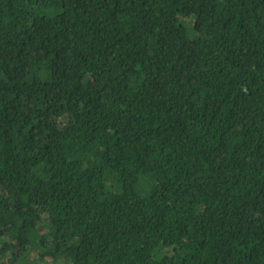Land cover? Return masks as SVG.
Returning <instances> with one entry per match:
<instances>
[{
    "label": "trees",
    "instance_id": "1",
    "mask_svg": "<svg viewBox=\"0 0 264 264\" xmlns=\"http://www.w3.org/2000/svg\"><path fill=\"white\" fill-rule=\"evenodd\" d=\"M0 264H264V0H0Z\"/></svg>",
    "mask_w": 264,
    "mask_h": 264
}]
</instances>
